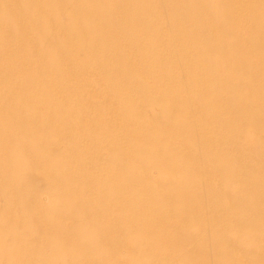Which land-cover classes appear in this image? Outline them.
<instances>
[{
    "label": "rangeland",
    "instance_id": "rangeland-1",
    "mask_svg": "<svg viewBox=\"0 0 264 264\" xmlns=\"http://www.w3.org/2000/svg\"><path fill=\"white\" fill-rule=\"evenodd\" d=\"M0 29V264H192V234L264 264V0H0Z\"/></svg>",
    "mask_w": 264,
    "mask_h": 264
},
{
    "label": "bare ground",
    "instance_id": "bare-ground-1",
    "mask_svg": "<svg viewBox=\"0 0 264 264\" xmlns=\"http://www.w3.org/2000/svg\"><path fill=\"white\" fill-rule=\"evenodd\" d=\"M8 6H10V4H8ZM2 27V26H1ZM76 29H78V27L76 28ZM2 29H0V31H1ZM79 30H82V28H80ZM3 33V32H2ZM6 36H4L5 38H8L9 37V33L8 34H5ZM79 34H77V36H78ZM81 35V34H80ZM9 39V38H8ZM10 39H11V37H10ZM10 41V40H9ZM8 45V44H7ZM6 45V46H7ZM10 46V45H9ZM34 61V60H33ZM33 61L32 60H27L26 62L27 63H29V64H35V63H33ZM35 62V61H34ZM9 64V63H8ZM40 64H43L42 62L40 63ZM7 65V64H6ZM16 65V64H15ZM39 65V64H38ZM20 66H23V65H20ZM26 66H27V64H26ZM37 66V65H36ZM35 66V67H36ZM8 67H10V66H8ZM18 67V66H17ZM27 67H30V65L29 66H27ZM39 67V66H38ZM15 69V68H14ZM28 69V68H27ZM7 73H10V72H7ZM5 75H6V73H5ZM16 75H14L13 77H15ZM4 79H7V78H5L4 77ZM9 79V78H8ZM45 80V78H43V81ZM2 81V80H1ZM14 81V80H13ZM17 81V80H16ZM45 83H46V81H44ZM22 84V85H21ZM30 83H28V85H29ZM9 88H8V90L10 89V87L12 86L13 87V89H14V87H16L15 89H18L20 92H22V91H24L25 90V86L26 85H24L23 83H18V82H12V83H9ZM8 90H7V92H8ZM1 91V90H0ZM3 120H4V118H3ZM30 127V126H29ZM14 129H15V131H16V126L14 127ZM70 186L71 185H69L68 183H66V180H65V182H64V184H62V186L61 187H59L58 188V192H61V195L60 196H64V193H66V192H69V191H71V189H70ZM82 186H83V184H82ZM82 186H81V188H82ZM73 188L74 189H76V190H78V186L77 185H73ZM57 198V197H56ZM48 200V199H47ZM144 211H145V209L144 208H142L141 206L140 207H135V215H136V217L137 218H140L141 216H143L144 215ZM59 213V212H58ZM141 224L142 225H144V223L143 222H141ZM49 225H48V229H49ZM90 228V227H89ZM90 230L91 229H88L87 231H86V233H85V238H86V243H92V244H94L95 242H102V241H100V240H98L97 238H91L90 237V234H91V232H90ZM143 235H145V236H143ZM139 236L140 237H142V238H147V239H149V238H155V237H153V234L152 235H149L148 236V233L147 232H141L140 234H139ZM199 237V238H198ZM196 240V241H195ZM202 240V235H195V234H192V235H190L189 237H188V240H186L185 241V243H183V245L182 246H180V248L177 250L178 251V253H177V255L178 256H182V255H184V256H189V257H186V258H183L182 260H184V261H186V262H189V263H192V264H236V259H237V264H242L241 262L242 261H238V257H235V255L234 254H232L230 251H226V250H219L218 248L217 249H213V245L212 244H210V246H209V243H207V244H205V242L204 241H201ZM152 244H154V246L155 247H157V248H161V243H160V241H159V239L158 238H156V239H152ZM194 242H198V244H199V242L200 243H202L203 242V244H201V246H199V247H203L204 246V250L205 249H207L208 251H207V253H209V254H211V255H216V256H225V258H219V257H213V258H209V259H200V258H195V259H193V258H191V255H195V254H204V252H201V251H199V249H197V246L195 247H192L193 246V243ZM237 244V243H236ZM163 247H164V249H166V250H170V248L172 247V246H169L168 244H164L163 245ZM170 251H172V250H170ZM201 252V253H200ZM105 253H103V254H101V251H99V250H96V259H97V257H100V255H104ZM137 254H138V252H137ZM136 254V255H137ZM76 255H79V254H76ZM230 255H233L234 257L233 258H227V257H230ZM177 256V257H178ZM238 256V255H237ZM176 257V258H177ZM102 259H103V257H101ZM175 258V259H176ZM236 258V259H235ZM240 258V260L242 259V260H244L243 258H241V257H239ZM96 259H94V260H91V262H93V264H96ZM101 259V260H102ZM104 260V259H103ZM102 260V261H103ZM102 261H100L101 263H102ZM160 261H162V262H165V264H172L173 263V261H175V260H173L172 258H171V256H167V257H164V258H162ZM201 261V262H200ZM245 261V260H244ZM243 261V262H244ZM104 262V261H103ZM154 263V262H153ZM164 264V263H163Z\"/></svg>",
    "mask_w": 264,
    "mask_h": 264
}]
</instances>
